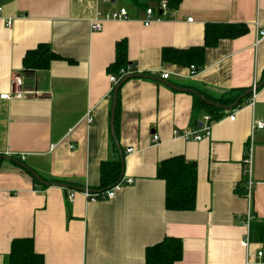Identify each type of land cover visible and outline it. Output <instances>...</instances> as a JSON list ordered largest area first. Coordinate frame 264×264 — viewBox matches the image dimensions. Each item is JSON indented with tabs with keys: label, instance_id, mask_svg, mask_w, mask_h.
<instances>
[{
	"label": "crops",
	"instance_id": "0c3cea01",
	"mask_svg": "<svg viewBox=\"0 0 264 264\" xmlns=\"http://www.w3.org/2000/svg\"><path fill=\"white\" fill-rule=\"evenodd\" d=\"M97 0H0V155L18 157L48 182L98 192L101 166L121 159L111 134L114 87L109 67L116 46L128 43V60L139 74L203 92L212 98L251 89L264 73V0H183L173 18L145 25V9ZM116 4V5H115ZM121 7L129 20L104 21L91 30L97 13ZM193 22H188V18ZM12 27H8V21ZM244 23L249 32L207 48L202 70L163 60L164 50L185 51L205 44L206 24ZM47 45L57 56L49 69L27 71L29 51ZM172 56V53L169 54ZM19 77L23 84L15 86ZM234 92V93H233ZM195 95L147 79H131L119 93L116 134L125 175L134 184L113 199L90 201L82 192L43 187L19 164L0 167V264L15 239L33 238L45 264H146V249L167 237L181 239L176 264H260L264 247V130L253 137L252 205L244 196L243 159L253 121L264 122V87L254 107L226 111L202 142L175 137V129L197 127L209 111L194 109ZM235 114V120L230 117ZM94 123L89 125L87 117ZM158 135L160 142L153 138ZM133 149V153H127ZM182 156L198 167L194 211H168L166 184L157 166ZM74 192L73 202L69 194ZM256 219L248 246L246 215Z\"/></svg>",
	"mask_w": 264,
	"mask_h": 264
},
{
	"label": "trees",
	"instance_id": "16d2710c",
	"mask_svg": "<svg viewBox=\"0 0 264 264\" xmlns=\"http://www.w3.org/2000/svg\"><path fill=\"white\" fill-rule=\"evenodd\" d=\"M137 8L146 9L148 6H157L165 2L170 10H177L183 0H132ZM249 32V27L244 23L236 24H206L205 26V44L199 48H191L185 51L164 50L163 60L171 61L175 64H181L191 67L196 66L202 70L204 64V55L207 48L215 47L221 40L238 39ZM172 53V56L169 54ZM57 56L47 45H41L39 48L29 51L24 58V68L27 71L47 70ZM132 69L137 72L134 64L128 60V43L119 42L116 46V60L109 67L110 75L119 76L122 70ZM264 80V73L260 83ZM115 89V88H114ZM111 92V96L114 93ZM249 89L241 93H227L220 98H212L203 92H200L208 100H211L222 106H232L238 98ZM120 93V92H119ZM234 93V92H233ZM119 98V97H118ZM250 96L244 98L236 108H239L245 102H248ZM205 108L214 121L223 118L224 110L215 108L204 103L195 96V110ZM233 109V110H234ZM116 113V129H117ZM1 158V155H0ZM20 161L18 157H13ZM4 160L0 162V167ZM22 162V161H20ZM123 164L121 159L116 161L104 162L101 166V193L111 190L122 179ZM157 178L165 181L166 184V209L168 211H194L197 204L198 187V167L194 162L187 161L182 156L173 157L162 161L157 166ZM35 184L38 181L33 179ZM46 188L47 186H43ZM254 222L251 225V231L254 229ZM146 264H176L183 259V242L181 239L167 237L160 243H157L146 249ZM6 264H45V258L35 250L33 238L15 239L11 244V252Z\"/></svg>",
	"mask_w": 264,
	"mask_h": 264
},
{
	"label": "built area",
	"instance_id": "2783aa9c",
	"mask_svg": "<svg viewBox=\"0 0 264 264\" xmlns=\"http://www.w3.org/2000/svg\"><path fill=\"white\" fill-rule=\"evenodd\" d=\"M101 4H111L114 2V0H97ZM2 12V8H0V14ZM145 14H146V20H145V25L150 26L155 20H160L163 18H173L174 13L169 9L168 4L165 2H162L158 4L157 6H148L145 9ZM130 19V14L127 8L121 7L117 10L114 11H109L106 13L99 12L97 13V16L91 21V30L93 32H101L103 30V24L104 21H110V20H118V21H124V20H129ZM188 22H193L194 19L188 18ZM8 27H12V21H8L7 23ZM260 37H264V31H261ZM201 70L198 69L196 66L192 65L190 67V76L195 77ZM138 72H133L132 69L129 70H122L119 76L116 75H111L110 80L113 83L114 87L120 83V81L132 74H136ZM170 77L169 73H163L162 78L163 79H168ZM13 84L15 86H21L23 84L22 80L17 77L13 81ZM258 81L254 85V92L250 95V98L248 100V104L252 107L255 106L256 101L258 99V91L256 90V87L258 86ZM112 89V91H113ZM111 91V92H112ZM23 98V93L21 91L14 92L12 94H5L1 95L0 99L3 100H12V99H21ZM235 114H232L230 117L231 120H235ZM214 121L210 115H206L202 118L200 121L199 125L197 127H193L190 129H184V130H179L175 129L173 131L175 137H181L187 141H194V142H202L205 139H208L212 135V129L214 126ZM87 123L89 125H92L94 123V119L92 115H89L87 117ZM251 141L249 145L245 148V153H244V159H243V168H244V177H245V187H244V196L245 198L249 201L250 206L252 205V198H253V193L255 190L256 183L253 179V137L256 132L258 131H263L264 130V122L262 121H253L252 127H251ZM155 144H158L160 142V137L155 134L153 138ZM133 149H129L127 153H133ZM12 156V155H11ZM19 159L22 161L25 160V155H19ZM134 179L133 178H127L123 177L121 181L116 184L111 190L101 192V193H91L88 191L82 192L83 195L90 201H103V200H110L113 199L116 195V191L120 189L123 186L127 185H132L134 184ZM74 192L69 194L68 200L69 202H73L74 200ZM256 217L253 214V212L250 210L247 215H246V221L245 225L247 227V236H246V241L244 242L245 247L248 246V242L250 239V228L252 223L255 221ZM257 259L259 260L260 264H264V247L257 253Z\"/></svg>",
	"mask_w": 264,
	"mask_h": 264
},
{
	"label": "water",
	"instance_id": "95a60500",
	"mask_svg": "<svg viewBox=\"0 0 264 264\" xmlns=\"http://www.w3.org/2000/svg\"><path fill=\"white\" fill-rule=\"evenodd\" d=\"M131 79H147V80H153V81H160L166 85H168L169 87H171L172 89L176 90V91H180V92H189L195 96H197L198 98H200L204 103H206L207 105H210L212 107L215 108H221L223 110L226 111H231L234 108H236L238 106V104L246 97H249L253 92H254V88L249 89L247 92L243 93L238 100L232 105V106H222L220 104H217L211 100H208L206 97H204L200 92L193 90V89H185V88H181L175 85H172L170 83H168L166 80H163L161 78L152 76V75H148V74H132L129 75L125 78H123L120 83L118 85H116L115 89H114V93H113V104H112V112H111V134H112V138L115 141L117 150L119 151V155L123 164V172H122V178L125 175V158H124V152L119 144L118 138H117V134H116V112H117V107H118V97H119V92L122 88V86L128 82ZM264 87V80L256 87V90L259 91ZM2 160H8L11 162H15L17 164H19L24 170H26L36 181H38L41 185L43 186H56V187H60L63 189H70V190H74V191H79V192H91L94 193L95 191L89 190L87 188H82V187H78L75 185H71V184H67V183H62V182H48L46 180H44L40 175H38L35 171H33L31 168H29L25 163L20 162L16 159H14L11 156H1L0 158V162Z\"/></svg>",
	"mask_w": 264,
	"mask_h": 264
},
{
	"label": "rangeland",
	"instance_id": "374dc122",
	"mask_svg": "<svg viewBox=\"0 0 264 264\" xmlns=\"http://www.w3.org/2000/svg\"><path fill=\"white\" fill-rule=\"evenodd\" d=\"M117 5H125V6L131 7L132 3H131L130 0H118V4Z\"/></svg>",
	"mask_w": 264,
	"mask_h": 264
}]
</instances>
